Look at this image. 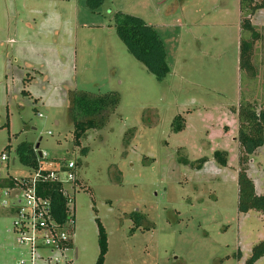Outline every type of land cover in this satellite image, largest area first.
Instances as JSON below:
<instances>
[{"label":"rangeland","instance_id":"374dc122","mask_svg":"<svg viewBox=\"0 0 264 264\" xmlns=\"http://www.w3.org/2000/svg\"><path fill=\"white\" fill-rule=\"evenodd\" d=\"M116 11L156 30L169 67L161 80L128 53ZM263 15L253 19L262 39L252 78L238 66V0H103L94 8L88 0H0V154L14 159L0 174L27 173L15 148L39 137L48 157L78 162L75 264H95V218L106 232L103 264H241L249 256L263 219L237 210L233 137L240 96L264 103ZM71 90L119 97L105 125L88 129L79 145ZM176 116L179 130L171 125ZM250 158L262 193L264 141ZM9 225L0 215V264L25 257Z\"/></svg>","mask_w":264,"mask_h":264},{"label":"trees","instance_id":"16d2710c","mask_svg":"<svg viewBox=\"0 0 264 264\" xmlns=\"http://www.w3.org/2000/svg\"><path fill=\"white\" fill-rule=\"evenodd\" d=\"M103 0H88L90 7L94 8ZM239 8V42L238 66L243 74L255 77L256 67L253 62L254 46L262 39L258 27L251 22L252 16L264 11V0H238ZM113 25L116 34L125 45L128 53L140 62L149 72L161 80L169 71L161 39L156 30L139 17L120 11L113 13ZM243 76V75H242ZM246 76V75H245ZM251 79V78H250ZM119 97L115 92L88 93L71 90L68 93V114L72 125L74 143L79 145V140L88 129H100L105 125L107 118L117 108ZM237 133L235 140L238 144V169L236 176L237 185V210L247 212L254 210L262 215L264 227V192L256 193L254 183L248 175L250 155L264 141V103H256L246 96H240L236 107ZM172 129L182 127L179 116L171 122ZM82 152H85L82 149ZM16 157L22 165L34 167L37 154L33 144L20 142L15 148ZM217 163L225 164V155L220 151L213 152ZM76 167L78 162L75 161ZM78 183V179L75 180ZM50 191L55 211L59 217L64 218L65 197L59 193L56 184H51ZM136 214V213H135ZM97 227L98 255L95 264H103L107 251L106 232L98 218H95ZM137 226L131 229L135 230ZM264 256L263 237L250 248L249 256L241 264H259L258 260Z\"/></svg>","mask_w":264,"mask_h":264},{"label":"built area","instance_id":"2783aa9c","mask_svg":"<svg viewBox=\"0 0 264 264\" xmlns=\"http://www.w3.org/2000/svg\"><path fill=\"white\" fill-rule=\"evenodd\" d=\"M8 162L13 164L14 159L1 152L0 165ZM76 179L75 161L48 157L44 152L37 154L35 166L27 167V173L17 177L0 174V215L9 219L8 231L25 254L16 264H75L71 203ZM51 184L65 197L64 218L53 206ZM68 251L74 257L69 258Z\"/></svg>","mask_w":264,"mask_h":264},{"label":"crops","instance_id":"0c3cea01","mask_svg":"<svg viewBox=\"0 0 264 264\" xmlns=\"http://www.w3.org/2000/svg\"><path fill=\"white\" fill-rule=\"evenodd\" d=\"M260 13H262V14H264V11H262V10H260V11H258V12H256L253 16H252V18H251V22L254 24V25H256L254 22H253V19L255 18V16L257 15V14H260ZM263 18H264V15L262 16ZM264 20V19H263ZM257 26V25H256ZM261 41V40H260ZM259 42V41H258ZM257 42V43H258ZM257 43L255 44V46H254V57H255V53H256V45H257ZM254 57H253V62H254ZM247 97V96H246ZM249 97V96H248ZM234 139H235V137H233ZM251 163V162H250ZM250 168H251V166H250V164H248V171H247V173H248V175L251 177V179H252V181H253V183H254V187H255V191H256V193H260V192H258V187H257V184H256V181H255V178H253V176H251L250 174H249V170H250ZM263 193V192H262Z\"/></svg>","mask_w":264,"mask_h":264},{"label":"water","instance_id":"95a60500","mask_svg":"<svg viewBox=\"0 0 264 264\" xmlns=\"http://www.w3.org/2000/svg\"><path fill=\"white\" fill-rule=\"evenodd\" d=\"M40 140H41V137H39L38 141L34 144V149L37 151L38 156L41 155V151L38 150Z\"/></svg>","mask_w":264,"mask_h":264}]
</instances>
